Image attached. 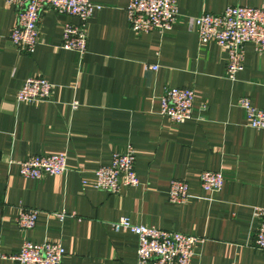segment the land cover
Listing matches in <instances>:
<instances>
[{"label":"crops","instance_id":"obj_1","mask_svg":"<svg viewBox=\"0 0 264 264\" xmlns=\"http://www.w3.org/2000/svg\"><path fill=\"white\" fill-rule=\"evenodd\" d=\"M92 1L100 8L80 54L61 47L62 25L78 19L51 8L42 12L35 51L21 52L9 37L18 12L0 0V264H15L25 240L60 242L62 264H137V236L111 227L123 216L200 237L192 264H264L254 245V212L264 208V129L249 126L237 103L248 96L264 109V52L247 43L244 68L230 79L226 51L201 42L192 25L203 12L264 0H177L173 28L148 33L130 27L131 0ZM30 76L53 83L51 101H16ZM167 87L195 90L191 119L161 114ZM129 144L140 184L119 193L95 187L93 171ZM58 153L67 155L64 174L20 175L18 161ZM203 171L223 173L219 191L201 187ZM175 178L189 184L183 203L168 198ZM23 208L40 211L32 229L17 223Z\"/></svg>","mask_w":264,"mask_h":264},{"label":"built area","instance_id":"obj_2","mask_svg":"<svg viewBox=\"0 0 264 264\" xmlns=\"http://www.w3.org/2000/svg\"><path fill=\"white\" fill-rule=\"evenodd\" d=\"M14 5L18 12L17 21L11 29L10 39L21 51L33 53L38 44L39 21L46 8L78 19L77 23L62 25L61 47L84 54L87 50L88 21L100 5L92 0H4ZM130 27L137 33L151 31L166 32L173 28L178 17L177 0H131L128 7ZM199 40L215 42L227 53L226 76L235 79L244 68L245 45L253 43L258 52H264V5H231L222 13L203 12L192 20ZM153 70L157 65L148 66ZM54 85L42 76H30L16 94V101L35 103L51 101ZM196 92L189 87H167L161 96V114L176 123H184L193 116ZM248 118L249 126L264 129V109L252 104L248 96L238 99ZM78 102H73L76 107ZM134 147L129 144L123 151L112 155L109 165H102L93 172L95 187L110 193H119L122 186H138L140 180L136 169ZM20 175L39 178L44 175H62L68 168L67 155L36 154L18 161ZM86 182V181H84ZM200 184L205 191H219L224 184L223 173L203 171ZM168 198L174 203H183L189 198V184L183 179H172ZM39 210L23 208L17 223L22 230L36 226ZM257 220L254 245L264 250V208L255 209ZM63 219L66 213H55ZM115 231L129 230L138 238L137 264H192L194 246L200 240L195 235L177 230L161 229L153 225L134 223L123 216L111 222ZM66 250L60 242L35 243L25 240L20 250L12 256L15 264H62Z\"/></svg>","mask_w":264,"mask_h":264}]
</instances>
